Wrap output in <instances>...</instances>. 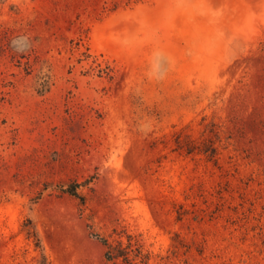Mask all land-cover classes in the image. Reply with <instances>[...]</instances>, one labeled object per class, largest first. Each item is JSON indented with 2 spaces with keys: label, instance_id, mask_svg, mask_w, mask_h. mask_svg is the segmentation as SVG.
Returning a JSON list of instances; mask_svg holds the SVG:
<instances>
[{
  "label": "rangeland",
  "instance_id": "1",
  "mask_svg": "<svg viewBox=\"0 0 264 264\" xmlns=\"http://www.w3.org/2000/svg\"><path fill=\"white\" fill-rule=\"evenodd\" d=\"M100 239L264 264V0H0V264Z\"/></svg>",
  "mask_w": 264,
  "mask_h": 264
},
{
  "label": "trees",
  "instance_id": "2",
  "mask_svg": "<svg viewBox=\"0 0 264 264\" xmlns=\"http://www.w3.org/2000/svg\"><path fill=\"white\" fill-rule=\"evenodd\" d=\"M74 189L73 187H71L69 189V193L74 195ZM101 243L104 245V247L106 248L105 251V259L109 262H113L115 260H117L118 258L122 257L123 261L126 264H131V260L128 259V257L126 256V254H124V250L120 247V245H116V246H112L110 245L106 239H100Z\"/></svg>",
  "mask_w": 264,
  "mask_h": 264
}]
</instances>
